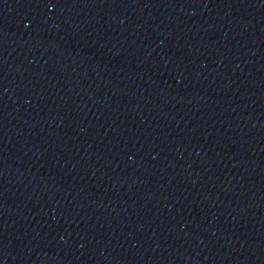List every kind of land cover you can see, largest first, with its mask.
<instances>
[{"label":"water","instance_id":"obj_1","mask_svg":"<svg viewBox=\"0 0 264 264\" xmlns=\"http://www.w3.org/2000/svg\"><path fill=\"white\" fill-rule=\"evenodd\" d=\"M0 264H264V0H0Z\"/></svg>","mask_w":264,"mask_h":264},{"label":"snow or ice","instance_id":"obj_2","mask_svg":"<svg viewBox=\"0 0 264 264\" xmlns=\"http://www.w3.org/2000/svg\"><path fill=\"white\" fill-rule=\"evenodd\" d=\"M46 2L50 5H52V7L56 6V3L58 2V0H46Z\"/></svg>","mask_w":264,"mask_h":264}]
</instances>
